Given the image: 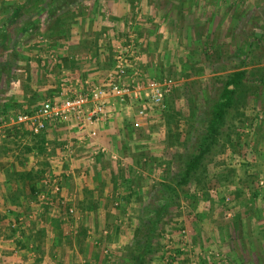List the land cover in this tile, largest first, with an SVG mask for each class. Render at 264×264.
I'll use <instances>...</instances> for the list:
<instances>
[{
    "label": "rangeland",
    "instance_id": "rangeland-1",
    "mask_svg": "<svg viewBox=\"0 0 264 264\" xmlns=\"http://www.w3.org/2000/svg\"><path fill=\"white\" fill-rule=\"evenodd\" d=\"M0 19L10 31L0 48V60L10 64L0 70V126L64 90L108 80L121 54L128 59L125 83L172 82L165 111L150 107L141 117L134 109L129 129L116 122L120 133L111 131L105 143L103 186L114 191L122 179L131 183L128 209L108 196L106 213L85 211L86 184L80 199L67 195L65 174L62 200L40 203V249L63 254L61 264H131L136 239L157 222L154 251L142 264H264V0H0ZM239 70L246 71L243 84L197 182L179 188L174 182L209 132L224 81ZM12 130L0 139L26 155L29 137ZM197 204L211 216L204 245L211 246L189 255L182 239L200 214ZM214 220L227 232L218 241L210 232Z\"/></svg>",
    "mask_w": 264,
    "mask_h": 264
},
{
    "label": "crops",
    "instance_id": "crops-1",
    "mask_svg": "<svg viewBox=\"0 0 264 264\" xmlns=\"http://www.w3.org/2000/svg\"><path fill=\"white\" fill-rule=\"evenodd\" d=\"M5 22H7V19H0V48L3 45H7L8 32H10L9 29L3 27V24H6ZM22 35H24V32L20 36ZM9 65V63L0 60V70H3ZM106 80L99 82L97 85H106ZM18 96L13 95L10 97L20 100L21 97ZM108 106L107 118L98 125V135L95 138L82 135L74 123L65 124L55 129H48L42 143L38 140V136L29 137L24 133L20 136L29 137V144L26 147L27 151H30L32 148L31 152H24L26 155L21 154V150H18L17 146L11 141L0 139V264H45V262L51 264L52 261V264L63 263V254L58 252L57 255H53L43 248L40 249V246H46V242L43 241L45 238L39 241L35 237L39 226H41L40 221H42V216L44 218L45 215L40 213L41 205L31 194L32 181L30 180L28 171L38 169L37 166L39 164L46 166L48 169L56 167L58 174L62 176L66 174L65 176H68V178H65L69 182L66 187L67 195H76L80 199L82 197V194L80 195V189L83 188L81 184H86V191L91 197H89V201L87 200L85 211H97L100 214L106 213L108 208H106L107 206L105 204L108 202L106 200L108 196H112L114 200L120 202L121 206H123L121 209L123 213L128 209L127 197L131 193V188L129 187L131 183H128L126 179H122L121 184L123 187L114 189V191L106 190V186H103L105 182L104 174L106 172L104 162L108 159L106 156L108 155L106 154L108 153V145L105 143L111 134L110 132L115 130L113 126L116 122L121 121L123 123L122 127L124 130L122 132H125V129H129L131 126L129 121L133 116L132 111L135 108L121 105L114 98L109 99ZM115 131L120 133L119 128ZM65 143L71 146L72 153L68 157L64 155L62 149ZM38 146L39 148H43V154H38L36 152L37 150H34L36 148L33 147ZM104 150L106 151L104 152ZM80 158H84V160ZM80 167H83L82 169L85 170V175L81 174L79 176L78 173L82 171L78 170ZM120 185L117 184L116 186ZM101 189L104 191H100ZM79 201L81 200H78L77 203ZM193 211L200 214L197 215L196 222L188 221V230L190 233L188 232L186 235H183L182 239L184 242L182 246H191L190 252L187 251L189 255L193 249L201 253L205 252L207 250L206 248L211 246H204L207 245L205 243V224L209 222L207 217L210 218L211 216L207 215L206 217L205 212L200 208V204H197ZM20 217L26 223L16 222L15 224L14 221H17ZM38 220L40 224L37 222ZM130 222L128 223L130 224L129 226L135 228L137 222ZM107 224V221L103 220L102 228L108 229ZM220 226V221L215 220L210 226V232L215 236V241L222 239L221 236L227 234L226 231L217 230ZM27 227H30V231ZM28 231L31 233H28ZM41 232L40 234L42 236L46 233L44 230H41ZM45 236L52 240V237H49V235ZM123 252L126 253L125 250Z\"/></svg>",
    "mask_w": 264,
    "mask_h": 264
},
{
    "label": "built area",
    "instance_id": "built-area-1",
    "mask_svg": "<svg viewBox=\"0 0 264 264\" xmlns=\"http://www.w3.org/2000/svg\"><path fill=\"white\" fill-rule=\"evenodd\" d=\"M117 58L116 72L109 75L106 85L64 90L57 98L47 99L32 110L18 113L9 117L8 121H3L0 135L4 129H13L19 135L26 133L29 137L38 136L44 139L48 129L74 123L82 135L95 138L98 135V125L107 118L110 98L116 99L121 105L135 108L141 117L146 115V109L150 107L165 111L166 97L172 82L165 80L163 83H151L147 88L125 83L128 59L124 54ZM62 149L66 157L72 153L69 144H64ZM61 178L62 175L47 169L39 180L40 186L35 188L36 200L44 203L49 197L55 196L56 199L53 200L61 201Z\"/></svg>",
    "mask_w": 264,
    "mask_h": 264
},
{
    "label": "trees",
    "instance_id": "trees-1",
    "mask_svg": "<svg viewBox=\"0 0 264 264\" xmlns=\"http://www.w3.org/2000/svg\"><path fill=\"white\" fill-rule=\"evenodd\" d=\"M246 75L245 70L235 71L230 74L227 79L223 83V87L219 96V101L215 104L213 108V115L210 121L209 132L205 135L203 143L198 146V149L193 155H189V157L185 160V165L182 173L177 177L174 184L179 188L187 186L192 183L194 180L197 182V172L203 166V161L208 153L211 152V146L215 142V136L219 133V128L224 122L225 115L227 112L234 106L235 97L240 87L243 84L244 78ZM4 109H2V113ZM1 122V119H0ZM38 140L42 143L43 137H38ZM41 147V146H40ZM36 148L38 154H43V148ZM30 149V148H29ZM32 149V148H31ZM30 151L28 152H31ZM48 168L46 166H42L38 169H31L28 171V175L30 177L31 183V194L35 196V186L36 183L40 180L43 173L46 172ZM169 193L173 194V200L176 198V191L173 187H169ZM130 196V195H129ZM129 196L127 198H129ZM17 222V221H16ZM157 227L156 223H151L149 226V230L144 233L141 237H143V243H140V239H136V249L138 251L133 255L127 254V258L131 259V264H142L145 257L150 256L153 253V237ZM82 229V228H81ZM83 230V229H82ZM84 233V231H82Z\"/></svg>",
    "mask_w": 264,
    "mask_h": 264
}]
</instances>
